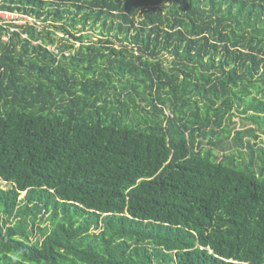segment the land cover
Masks as SVG:
<instances>
[{"label":"trees","instance_id":"obj_1","mask_svg":"<svg viewBox=\"0 0 264 264\" xmlns=\"http://www.w3.org/2000/svg\"><path fill=\"white\" fill-rule=\"evenodd\" d=\"M0 10V264H264V0Z\"/></svg>","mask_w":264,"mask_h":264},{"label":"rangeland","instance_id":"obj_2","mask_svg":"<svg viewBox=\"0 0 264 264\" xmlns=\"http://www.w3.org/2000/svg\"><path fill=\"white\" fill-rule=\"evenodd\" d=\"M1 1V0H0ZM0 22L1 23H9V22H14L15 24L17 25H24V24H27L28 22H32L34 24L37 25L38 29H45L48 25V23L50 22H44L42 19H37L35 17H30L28 15H25V14H21V13H18V12H10V11H4V10H0ZM54 29V28H52ZM75 32H77L78 35L80 34H87L90 36L91 39L93 40H97L101 37H103L104 34H106V29H104L99 23L95 26V27H92L91 25L87 26L85 28V30L83 32H79L77 30H74ZM26 34H24L25 36ZM57 35H58V40H60V38H63L62 36H64V33H62L61 31H58L57 32ZM8 38L5 37L4 40H7ZM63 40H60L58 42V44H60ZM71 42H74L76 47H79L80 46V42L76 41L75 39H71ZM116 44L118 46H120V42L116 41ZM50 48L57 51V47L56 45H50ZM69 54V52L67 53ZM165 58L167 60V62H170L171 61V58L173 57L172 55H169V54H165ZM234 112L235 109H234ZM233 124L231 125V127H240L242 125H248L249 123H247L246 121L242 120L240 118L239 115H235L233 117ZM246 138H249L248 136ZM254 141H256L259 145H263L264 146V135H259ZM0 186L2 187H9L10 184H7L5 181H3L1 178H0ZM24 193L22 194V197H24Z\"/></svg>","mask_w":264,"mask_h":264}]
</instances>
